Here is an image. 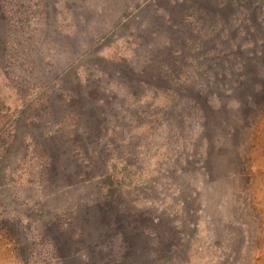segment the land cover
<instances>
[{
	"label": "rangeland",
	"instance_id": "rangeland-1",
	"mask_svg": "<svg viewBox=\"0 0 264 264\" xmlns=\"http://www.w3.org/2000/svg\"><path fill=\"white\" fill-rule=\"evenodd\" d=\"M200 1L0 0V264H264V0Z\"/></svg>",
	"mask_w": 264,
	"mask_h": 264
},
{
	"label": "trees",
	"instance_id": "trees-1",
	"mask_svg": "<svg viewBox=\"0 0 264 264\" xmlns=\"http://www.w3.org/2000/svg\"><path fill=\"white\" fill-rule=\"evenodd\" d=\"M198 5H199L200 9L211 11L214 14L221 13V9L220 8H218L216 10L211 8L212 5H211V2L209 0L200 1V2H198ZM173 35L175 37L176 36L178 37L179 35H182V33L180 31L176 30V29H173ZM251 61H252V59H251ZM214 78H215V81L218 82L219 84L222 83V81L220 80L222 77L219 78L218 75L216 74ZM162 79H163V76L162 77H156L155 79H152L151 80V85H158L159 81H161L163 83ZM182 97L183 98H188L190 96H188V94H183ZM197 97H202L203 98V94H197Z\"/></svg>",
	"mask_w": 264,
	"mask_h": 264
}]
</instances>
